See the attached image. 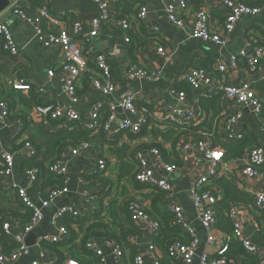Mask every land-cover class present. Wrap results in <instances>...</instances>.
Returning a JSON list of instances; mask_svg holds the SVG:
<instances>
[{
  "label": "crops",
  "instance_id": "0c3cea01",
  "mask_svg": "<svg viewBox=\"0 0 264 264\" xmlns=\"http://www.w3.org/2000/svg\"><path fill=\"white\" fill-rule=\"evenodd\" d=\"M221 1L189 0V6L182 16L186 23V28L179 29L168 21L164 11L165 7L159 0H146L148 6L147 20L144 23L134 22L131 24V28L127 32L130 38L129 43L123 41L122 31L116 22L106 25L97 37L91 39V45L96 51L103 53L107 59L114 93L111 96L105 97L93 91L84 79L76 89L79 98L76 104L70 103L60 88L58 69L64 62L62 56L53 49L44 48L39 45L33 28L12 15L10 11L7 10L0 15V21L8 25V29L20 52L17 58L8 56L3 52L0 41V100L7 102L9 108L7 121L5 123L0 121V150L11 154L13 159L12 172L10 175H5L3 172V161L0 158V234L3 232V225L7 224L9 234L6 235L4 232L3 234L13 242L15 237H21L29 249L27 255L19 257L13 263L5 264L57 263L58 256L56 252H53L49 248H41L44 255L40 258V250L36 247V243L45 236L58 234L53 221V213L59 208L73 207L83 215L79 220L86 219L94 212H98L101 222L110 228H116L114 223L118 225L128 218V213L125 210V202L127 200H137L147 211H150L152 201L155 198V191H150L144 187L138 188L131 177H121L120 166L127 163L132 169L133 165L127 159L142 145H161L168 153H170L171 149L170 142H164L162 136H158L154 131L152 132L149 129H145L139 135L126 133L113 140H109L107 137L99 136V133L93 132L94 137L90 141L91 147L81 156L72 157L68 151L63 152L66 153L68 168V192L55 199L47 209H43V220L32 232L25 234L24 226L28 222L32 211L17 199L15 189L12 186L24 188L29 199L38 207L40 199L37 189L30 187L28 184L26 170L23 167V162L27 158L23 152H20V149L24 143L30 142L37 149L36 161L40 164L49 163L46 162L47 160H44L47 151L41 132L57 133L59 130L66 128L58 122L43 119L35 115L33 112L34 102H32L31 97L24 93L12 91L11 85L14 80L21 78L43 85L47 92L45 101L64 109L71 108L77 112L80 115V122L74 124H77L80 128L90 123L91 114L100 108V106L110 104L131 93H138L140 100L136 101L137 105H142L147 101L154 110L157 106L159 108L156 110H162L167 106L190 109L192 111L200 110L206 117L204 116V121L198 125L199 128L212 129L215 127V122H218L219 127L223 113L229 111L230 107L228 103H225V101L220 102V110L216 114L213 112L206 113L201 109L200 101L202 99H211L214 96L196 97L191 90H182V92L187 93V98L184 102H181L170 93V89L179 87V85L189 87L183 79L193 67L210 70L214 61H227L232 55H236L241 50L246 49L248 45L261 47L264 50V0H243L252 6L260 7L261 12L255 17L243 16L237 23L224 48H220L213 43H204L199 39H193L189 36L193 12L200 7H204L209 13V25L211 29H217L225 19L224 9L220 5ZM11 4L22 9L32 7L26 0H11ZM44 5L53 14L68 12L72 19H78L83 23L85 32L91 31V23L97 18V10L91 0H50L49 2L44 1ZM154 29H158L157 35L153 33ZM158 43L164 48V54L158 53ZM135 62L150 68H159L162 72L160 79L155 82L128 81L125 77L126 69L130 64ZM51 69L54 70L55 74L52 78L48 77V72ZM214 75L215 78L223 79L225 83L232 84L250 80L253 88H255V85L264 83V59L259 71L253 77H250L246 71L243 61H239L238 68L231 70L225 77H221L216 73ZM262 97L264 99V96ZM232 109L242 112V119L236 125L235 130L245 134L243 141L247 144L242 157L229 160L225 158L227 162L225 168L226 180L235 182L234 178L244 164V155L247 149L258 146L264 150V127L261 123V117L252 114L248 109L240 106H233ZM154 113L156 117H160L157 111H154ZM131 118L128 113L118 109L113 125L121 120ZM235 145L234 143L228 146ZM99 159H104L107 162L108 169L98 177H94L91 174ZM166 161L170 162V159ZM173 163L177 167L180 166L179 161H174ZM206 168L207 165L201 160V156L195 153L193 158L183 166L180 174L174 177L173 183L176 189L185 179H187L189 187L190 183L197 176L206 171ZM221 173L223 174V171ZM43 177L47 178L45 174ZM220 178L224 179L222 176L217 179ZM247 186L246 190H238L241 193L249 195L252 198L251 202L245 203L243 201L236 203L241 206L244 232L252 229L248 231V233L252 232L249 236L250 240L260 250L258 261L264 263V214L263 212L253 213L249 209L253 201L250 193L264 192V180H251L247 182ZM86 191L90 193V197L93 200L87 201L83 198V194ZM219 191L221 190L219 189ZM221 196L222 198L219 202L223 200V194ZM177 200L183 208L188 224L194 229L200 240L197 254L192 262V264H199V255L202 252L213 255L214 247L207 244V232L197 220L188 191L177 193ZM114 214L117 215L118 219L115 220L113 218ZM222 216L227 218L225 210L220 213L219 218ZM97 222L93 221L91 225H95ZM89 225V223L84 224L82 230H79L77 225H71V230L75 232L77 237L76 243L85 237ZM137 228V236L130 237L128 241L131 243V239L133 238L132 241L137 244V246H134L135 254H144V264H152V258L148 253L146 254L147 243L149 242L148 225L141 224ZM116 230L118 231L117 228ZM97 233H103L104 237L95 238L94 236ZM224 233V231L218 228V224L210 232L216 239L220 238ZM69 236L71 235L69 234ZM89 237L101 248L106 257L105 262L102 264H115L113 258L108 256L104 230L96 228L89 233ZM67 240L65 243H67ZM67 249L62 247L61 251L64 258L71 259L69 258ZM85 259L86 261L91 260L86 257ZM126 261L133 262V258L130 259L127 249L123 252V264ZM162 264L170 263L163 261ZM230 264H241V259L237 258Z\"/></svg>",
  "mask_w": 264,
  "mask_h": 264
},
{
  "label": "built area",
  "instance_id": "2783aa9c",
  "mask_svg": "<svg viewBox=\"0 0 264 264\" xmlns=\"http://www.w3.org/2000/svg\"><path fill=\"white\" fill-rule=\"evenodd\" d=\"M44 1L49 2L50 0ZM91 1L96 7L97 18L92 21L90 32H85L83 23L78 19H72L68 12L53 14L46 5L39 8L22 9L11 4L8 10L12 15L33 28L39 45L53 49L62 56L64 62L58 69V81L61 91L72 104H76L79 101L76 89L84 79L93 91L105 97L114 93L107 59L103 53L93 48L91 39L97 37L106 25L116 22L122 31L123 41L129 43L130 38L127 32L131 28V24L134 22L144 23L148 15L146 0H136V13L125 19H117L115 14V5L119 0ZM159 2L165 7L166 17L174 27L179 29L186 28V23L182 16L189 6V0H159ZM220 5L224 9L225 19L216 30L211 29L209 25L210 16L204 7H200L193 12V20L189 27V36L191 38L199 39L204 43H213L220 48H224L237 23L243 16L255 17L261 12L260 7L252 6L243 0H222ZM158 32V29L153 31L155 35ZM0 41L3 52L8 56L17 58L20 55L8 25L2 21H0ZM157 51L160 54L165 53L160 43H158ZM263 59V48L248 45L246 49L241 50L236 55H232L227 61H214L210 70L193 67L189 71L183 81H185L196 97H212L222 93L223 101L228 103L230 107L228 112L223 113L219 127L218 122H215V127L212 129L199 128L200 130L197 131L196 136L183 137L182 133L185 131V127H197L204 121L205 115L200 110L192 111L174 106L156 110L159 108L157 106L154 110L147 101L142 105L136 104V101L140 100L138 93L125 95L117 101L100 106L91 114L90 123L81 126L83 129L91 131L101 130L109 140L126 133L139 135L145 129L159 134L174 130L176 133L174 139L180 135L179 140L176 141L177 155L172 153L170 162L164 159L158 147L152 145H142L127 160L133 165L131 173L133 181L150 191H161L164 194L165 207L172 216L171 225L185 230L190 237L189 243L175 240L166 243L162 248H158L154 240L160 234L161 224L137 200H127L125 202V210L131 221L136 226L141 224L148 225L149 242L147 243L146 254L148 253L152 258V264H162L165 259L170 264H192L197 254L200 240L184 216L183 208L177 200L176 186L173 183L174 177L180 174L183 166L193 158L195 153L201 156V160L206 163L207 168L204 173H201L190 183L187 191L197 220L207 232V244L214 247L213 255L207 252H202L199 255V264H230L232 261L227 259L226 253L231 239L239 241L247 255L259 260L260 250L250 240V237L245 235L241 206L237 203L230 202L225 209V215L231 223V234H222L220 238L216 239L210 232L215 229L218 223L220 212L217 209V203L222 198V192L214 186L213 182L220 176L227 179L225 176L227 162L225 161L226 152L224 147L234 143L239 144L245 138L243 132L235 130L236 125L242 119V112L234 111L232 107L240 106L248 109L252 114L260 116L264 127V99L253 88L252 82L246 80L233 84L225 83L223 79L215 78L214 74L225 77L231 70L238 68L239 61H243L246 71L250 77H253L259 71ZM54 75V70L51 69L48 72V77L52 78ZM161 75L162 72L159 68H150L136 62L130 64L125 72L126 79L132 82H155L160 79ZM11 89L17 93H24L36 100L33 105V112L43 119L58 122L65 128L80 122V115L73 109H64L45 101L47 92L41 84L18 78L12 83ZM170 93L181 102H184L187 98V93L177 91L174 88L170 89ZM118 109L128 113L132 118L121 120L113 125ZM104 110H107L108 117L104 122H101ZM154 111H157L160 117H156ZM8 116V104L4 100H0V121L5 123ZM158 136L161 137V135ZM90 147V142H81L76 147H70L68 153L72 157H78L89 150ZM20 152H23L27 159L37 157V149L30 142L24 143ZM0 158L3 161L4 174L10 175L13 169L12 155L0 150ZM174 161H179L180 166L177 167L173 163ZM44 169L46 173L61 179L62 185L61 187L48 188L44 191L37 190L40 199L39 207L29 199L24 188L12 186L15 189L17 199L32 211L30 219L24 226L25 234L32 232L43 220V209H47L55 199L68 192L69 179L66 153L56 157L52 163H45ZM107 169V162L104 159H99L91 175L98 177L101 173L106 172ZM222 171L224 175L221 173ZM25 173L30 187H34L38 183L39 177L42 176V170L37 167L27 169ZM234 180L235 182L228 181L235 183L234 185L239 190H246L248 187L247 182L251 180H264V150L261 147L253 146L247 149L244 155V164L239 169ZM250 194L253 197V201L249 209L253 213L263 212L264 214V192H253V194ZM83 198L87 201L93 200L87 191L84 192ZM64 217L78 220L83 215L70 206L54 211L53 221L58 234L45 236L36 243V247L40 250V258L44 255L41 250L43 243L60 244L69 238L67 228L58 223V220ZM3 232L6 235L9 234L7 224L3 225ZM132 239L131 243L137 246ZM14 242L17 244V248L5 255L3 243L0 240V264L13 263L19 257L28 254L29 249L21 237H15ZM105 246L108 250V256L113 258L114 263L123 264V252L119 244L116 241H108ZM85 249L100 258L101 264L105 262L104 253L94 240H88L85 243ZM143 257L144 254L136 253L133 258V264H144ZM32 264L39 263L34 262ZM64 264H78V262L66 259ZM259 264L264 263L259 262Z\"/></svg>",
  "mask_w": 264,
  "mask_h": 264
},
{
  "label": "trees",
  "instance_id": "16d2710c",
  "mask_svg": "<svg viewBox=\"0 0 264 264\" xmlns=\"http://www.w3.org/2000/svg\"><path fill=\"white\" fill-rule=\"evenodd\" d=\"M28 4H31L32 7L30 8H39L44 6V0H26ZM136 0H119L115 5V11H116V17L117 19H125L129 16L136 13ZM255 89L264 96V83L257 84L254 86ZM175 90L178 91H186L189 90V87L186 85L179 87H175ZM32 102H35L33 98H31ZM223 94L220 93L211 99H202L200 101V107L202 110H204L206 113L213 112L214 114L218 113L220 110L219 104L222 102ZM108 117L107 110H104L102 112V120L101 122H104ZM201 128V127H200ZM200 130L199 126L197 127H185V131L182 133L183 137L192 135L196 136L197 131ZM93 132L99 133L98 135L104 136L103 132L101 130L99 131H89L86 129L80 128L77 124L69 125L66 129H61L57 133H49V132H41L42 136L44 137L45 141V147H46V155L44 156V160H47L46 162L52 163V159L55 157H59L63 152L68 151L69 147H76L81 142H90L93 136ZM157 135H161L164 142H170L171 150L170 153L161 145H155L158 147L165 160H168L171 158L172 153L174 155L176 154V141L179 140V136H177L174 139V135L176 134L174 130L168 131L166 133L159 134L154 131ZM136 138V137H135ZM246 143L242 141L239 144H236L235 146H228L226 145L225 148V158L226 159H237L242 157L243 151L246 147ZM67 148V149H66ZM37 158V157H36ZM36 158L32 159H26L23 162V167L25 170L32 169V168H40L42 170V176L39 177L38 183L34 186L38 191H44L48 188H54V187H61L62 182L61 179L55 177L54 175L50 173H46L44 169V164H40L36 161ZM131 167L125 163L121 164L120 166V173L121 177L128 176L131 177ZM47 176V178L43 177V175ZM45 178V179H44ZM132 179V177H131ZM45 180V181H44ZM133 180V179H132ZM41 181V183H40ZM217 188H219L222 191L223 194V200L219 203H217V209L220 211H224L230 202H251L252 198L244 193H241L236 186L227 181L226 179L220 178L214 181L213 183ZM136 186L138 188L144 187L141 185H138L136 183ZM145 188V187H144ZM155 198L152 201L151 210L148 211V213L152 214L154 218L161 224L160 234L159 236L154 240L155 245L158 248H162L166 243H170L175 240H179L183 243H189L190 237L186 233L185 230L171 225L172 216L167 211L165 207L164 202V194L161 191H156L154 193ZM45 196V194H43ZM113 218L116 220L118 219L117 215L114 214ZM30 219V218H29ZM93 221H98L95 225H91ZM58 223L60 225H63L67 228L68 233L71 235L69 236V239L67 240V243L63 242L60 244H52V243H43V248H49L53 252H56L58 256V261L56 264H64V261H66V258H64L63 253L61 251V248L64 247L67 249V253L69 255V258L71 260L77 261L78 264H101L100 258L96 257L95 254L87 251L85 249V243L90 239L89 233H91L96 228H101L105 232V241H116L120 248L122 249V252L127 249L129 251V257L130 259L134 258L135 255V249L134 245L129 243V238L137 236L138 228L137 226L131 221L129 215L128 218L125 219L124 222H120L118 225L116 223L115 226L118 229L116 230L115 227L110 228L105 223L101 222L98 212H94L92 215H90L86 219L73 221L68 217H64L58 220ZM89 223L87 233L83 239H81L78 243H76V234L74 231L71 230V225H77L79 230H82L84 224ZM218 228L220 230L224 231V234L230 235L232 228L231 223L229 219L225 218L224 216L219 218L218 221ZM0 240L3 243V252L5 255H8L12 251H14L17 247V244L13 242L11 239L6 237L3 232L0 234ZM101 241V240H100ZM85 257L88 259H91L90 261H86ZM226 257L228 260L235 261V259L240 258L241 264H259V261L257 258L247 255L241 246V243L235 239H231L228 243V249L226 253ZM164 262H169L167 259L164 260ZM125 264H133V262H125Z\"/></svg>",
  "mask_w": 264,
  "mask_h": 264
},
{
  "label": "water",
  "instance_id": "95a60500",
  "mask_svg": "<svg viewBox=\"0 0 264 264\" xmlns=\"http://www.w3.org/2000/svg\"><path fill=\"white\" fill-rule=\"evenodd\" d=\"M10 5H11V0H0V15L2 13H4L5 11H7V9L10 7ZM188 188L189 187H188L187 179H185L181 182L180 186L176 189V192L177 193L184 192V191H187ZM251 230L252 229H248L247 232H245V235L247 237H249L250 234L252 233V232L248 233V231H251ZM94 237L95 238H101V237H104V234L103 233H97Z\"/></svg>",
  "mask_w": 264,
  "mask_h": 264
},
{
  "label": "rangeland",
  "instance_id": "374dc122",
  "mask_svg": "<svg viewBox=\"0 0 264 264\" xmlns=\"http://www.w3.org/2000/svg\"><path fill=\"white\" fill-rule=\"evenodd\" d=\"M10 8V7H9ZM9 8L7 9V10H9ZM131 157V156H130ZM130 157H128L129 159H130ZM129 159H127V160H129ZM79 220V219H78Z\"/></svg>",
  "mask_w": 264,
  "mask_h": 264
}]
</instances>
